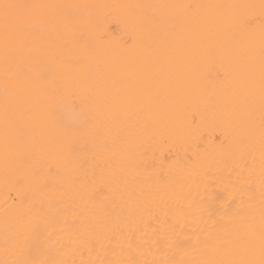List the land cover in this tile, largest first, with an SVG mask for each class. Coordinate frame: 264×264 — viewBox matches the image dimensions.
Returning <instances> with one entry per match:
<instances>
[{
  "label": "snow or ice",
  "instance_id": "obj_1",
  "mask_svg": "<svg viewBox=\"0 0 264 264\" xmlns=\"http://www.w3.org/2000/svg\"><path fill=\"white\" fill-rule=\"evenodd\" d=\"M0 187V264H264V0H0Z\"/></svg>",
  "mask_w": 264,
  "mask_h": 264
},
{
  "label": "bare ground",
  "instance_id": "obj_2",
  "mask_svg": "<svg viewBox=\"0 0 264 264\" xmlns=\"http://www.w3.org/2000/svg\"><path fill=\"white\" fill-rule=\"evenodd\" d=\"M77 2H86V3H107V4H130V3H140V2H151V0H77ZM212 2H231V0H212ZM113 30H116V26L113 25ZM187 109L189 111L199 110L205 114V122L211 123L212 113L209 106L205 101L199 96H190L186 100ZM183 121V116L181 117ZM219 133L214 132L211 128L206 132V138L214 139ZM3 199L2 187H0V202Z\"/></svg>",
  "mask_w": 264,
  "mask_h": 264
}]
</instances>
